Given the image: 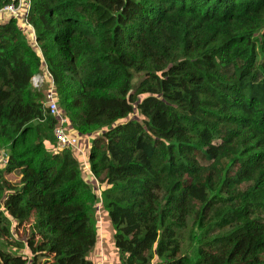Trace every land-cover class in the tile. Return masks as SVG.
<instances>
[{
  "label": "trees",
  "instance_id": "1",
  "mask_svg": "<svg viewBox=\"0 0 264 264\" xmlns=\"http://www.w3.org/2000/svg\"><path fill=\"white\" fill-rule=\"evenodd\" d=\"M25 1L0 21V264H92L98 203L120 264H264V0ZM36 75L97 134L88 166Z\"/></svg>",
  "mask_w": 264,
  "mask_h": 264
},
{
  "label": "rangeland",
  "instance_id": "2",
  "mask_svg": "<svg viewBox=\"0 0 264 264\" xmlns=\"http://www.w3.org/2000/svg\"><path fill=\"white\" fill-rule=\"evenodd\" d=\"M140 80L139 76H136V79L134 80V84H136L138 81ZM128 120H141L140 116L138 115L137 112H134L133 114L129 115L128 118L124 121H128ZM99 133V132H97ZM97 136V134H93L91 136H81L78 139V144H79V149L82 152L81 158H82V162L83 165L86 162V166H88V162H87V152L90 148L91 145V141L93 140V138H95ZM85 161V162H84ZM82 165L81 167V176L83 177V179L88 182L90 185L93 186V189L97 192V183H94L93 180L90 178L88 173L84 166ZM86 171V172H85ZM19 174L17 172H14L12 174H10L8 176L9 181L12 184H17L19 182ZM95 215H96V219H97V223H98V227H99V233L102 232L104 234V239H103V247L102 250L99 248V244L96 245L95 247H93L91 249V251L89 252L87 258L89 261L92 262V264H120V255L118 250L114 247V239H113V227L112 224L109 220V217L106 213V210L101 208L99 203L95 206ZM102 224H104L102 226ZM190 224V223H189ZM30 225L28 223L22 225L19 229H16V231L13 232V237L11 242L13 243H17L19 241H24L27 237L30 236L31 234V229H30ZM102 233L99 234V239L100 237H102ZM183 247L186 245L187 246V242L185 243V239H183ZM0 245L4 246V244H2V241L0 240ZM189 246V245H188ZM6 248V246H4ZM186 249V248H185ZM11 250L17 254H21V255H29L30 258V253L28 250L26 249H20L17 248V246L14 244L11 247ZM193 250V246H190V248L187 250V252L190 254L192 253ZM39 264H52V257H47L44 259L40 260Z\"/></svg>",
  "mask_w": 264,
  "mask_h": 264
},
{
  "label": "built area",
  "instance_id": "3",
  "mask_svg": "<svg viewBox=\"0 0 264 264\" xmlns=\"http://www.w3.org/2000/svg\"><path fill=\"white\" fill-rule=\"evenodd\" d=\"M29 6H26L25 0H12L8 5L0 8V21L8 17L18 18L21 15L27 14ZM33 87L39 88L43 83L48 84V93L46 95V107L50 116H53L57 120V125L54 129L55 142L61 148H72L81 153L78 147V138L67 132V119L59 111L58 104L52 91L51 78L44 75H36L31 80ZM82 154V153H81Z\"/></svg>",
  "mask_w": 264,
  "mask_h": 264
},
{
  "label": "crops",
  "instance_id": "4",
  "mask_svg": "<svg viewBox=\"0 0 264 264\" xmlns=\"http://www.w3.org/2000/svg\"><path fill=\"white\" fill-rule=\"evenodd\" d=\"M82 153V152H81ZM104 224H102V226H103ZM103 232V231H102ZM102 232H100V233H102ZM103 239H104V234L102 233V237H100V239H99V248L102 250V247H103ZM115 247V246H114Z\"/></svg>",
  "mask_w": 264,
  "mask_h": 264
}]
</instances>
